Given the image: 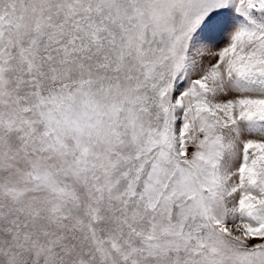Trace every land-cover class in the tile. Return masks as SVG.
I'll return each instance as SVG.
<instances>
[{
    "label": "snow or ice",
    "instance_id": "1",
    "mask_svg": "<svg viewBox=\"0 0 264 264\" xmlns=\"http://www.w3.org/2000/svg\"><path fill=\"white\" fill-rule=\"evenodd\" d=\"M0 264H264V0H0Z\"/></svg>",
    "mask_w": 264,
    "mask_h": 264
}]
</instances>
